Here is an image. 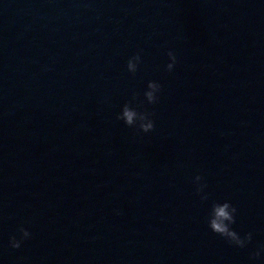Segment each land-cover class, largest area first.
<instances>
[{
	"label": "water",
	"instance_id": "water-1",
	"mask_svg": "<svg viewBox=\"0 0 264 264\" xmlns=\"http://www.w3.org/2000/svg\"><path fill=\"white\" fill-rule=\"evenodd\" d=\"M133 92L148 133L116 119ZM225 200L244 248L208 227ZM262 243L264 0H0V264H264Z\"/></svg>",
	"mask_w": 264,
	"mask_h": 264
},
{
	"label": "clouds",
	"instance_id": "clouds-1",
	"mask_svg": "<svg viewBox=\"0 0 264 264\" xmlns=\"http://www.w3.org/2000/svg\"><path fill=\"white\" fill-rule=\"evenodd\" d=\"M169 62L165 64L166 71H172L176 63V56L169 50L167 52ZM141 52L138 51L130 56L126 62V69L129 73L135 74L138 66L141 63ZM161 91V85L154 80L147 81L146 88L143 91L144 99L139 101L142 105L145 101L148 104H154L158 100V93ZM139 93L133 92L131 100L125 102L119 113L116 114L117 120H122L124 124L130 128H134L140 132L148 133L154 129V121L151 113L147 110H138V106L134 107L133 102L137 100ZM203 177L201 174L195 175L193 182L196 185V193L200 196L202 201L208 199V195L204 192L207 187L205 183H201ZM237 208L228 200L223 202L213 201L210 205L207 217L208 227L212 232L222 237L226 243L239 248H244L252 240V232H246L241 236L231 226L235 223ZM19 238L13 235L9 237V244L12 248H19L23 240L30 237V232L23 226L18 229ZM264 252V243L257 246V248L249 253V259L255 260Z\"/></svg>",
	"mask_w": 264,
	"mask_h": 264
}]
</instances>
